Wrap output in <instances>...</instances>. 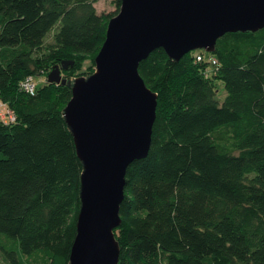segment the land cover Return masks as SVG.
<instances>
[{
    "label": "trees",
    "instance_id": "16d2710c",
    "mask_svg": "<svg viewBox=\"0 0 264 264\" xmlns=\"http://www.w3.org/2000/svg\"><path fill=\"white\" fill-rule=\"evenodd\" d=\"M97 1L0 0V96L17 118L0 121L7 264L70 262L83 167L63 115L71 87L48 75L63 61L74 66L62 76L95 66L122 6L99 14ZM139 73L158 95L157 119L149 156L127 172L119 264H264V29L179 62L158 49ZM37 76L47 82L32 96L23 84Z\"/></svg>",
    "mask_w": 264,
    "mask_h": 264
},
{
    "label": "water",
    "instance_id": "95a60500",
    "mask_svg": "<svg viewBox=\"0 0 264 264\" xmlns=\"http://www.w3.org/2000/svg\"><path fill=\"white\" fill-rule=\"evenodd\" d=\"M264 29V0H122L95 59V73L67 81L63 61L48 83L70 86L64 118L82 163L81 209L69 264H119L115 230L122 225L126 176L152 149L158 95L139 73L158 49L179 62L204 50L215 53L229 33Z\"/></svg>",
    "mask_w": 264,
    "mask_h": 264
},
{
    "label": "rangeland",
    "instance_id": "374dc122",
    "mask_svg": "<svg viewBox=\"0 0 264 264\" xmlns=\"http://www.w3.org/2000/svg\"><path fill=\"white\" fill-rule=\"evenodd\" d=\"M95 8L99 14H105V15L115 13V11L117 10L114 0H98L95 4ZM52 41H53V33L46 39V45H50ZM95 69L96 68L95 66H93L92 60H87L82 69H80L79 71H74V72H69L68 74H64L63 78L66 79L67 81L68 80L73 81L75 78L87 77L90 74L92 75L93 73H95ZM46 82H47V76H37L35 77L34 80V84H36L37 87L43 86ZM218 85H219L218 97L219 99H222L226 96V92L224 90V86L222 83H219ZM0 264H7L4 261L1 253H0Z\"/></svg>",
    "mask_w": 264,
    "mask_h": 264
},
{
    "label": "built area",
    "instance_id": "2783aa9c",
    "mask_svg": "<svg viewBox=\"0 0 264 264\" xmlns=\"http://www.w3.org/2000/svg\"><path fill=\"white\" fill-rule=\"evenodd\" d=\"M198 61H201V57H198ZM213 64L216 65V61H213ZM23 88L26 92L30 95L34 96L36 92V86L33 83L32 78H29L24 84ZM16 115L15 113L7 107L5 103L2 102L0 96V121L4 122L5 124H11L16 122Z\"/></svg>",
    "mask_w": 264,
    "mask_h": 264
}]
</instances>
